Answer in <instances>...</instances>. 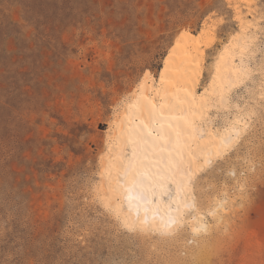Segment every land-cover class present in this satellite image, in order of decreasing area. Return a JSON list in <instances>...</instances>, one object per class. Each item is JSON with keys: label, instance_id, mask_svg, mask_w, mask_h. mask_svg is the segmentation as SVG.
<instances>
[{"label": "rangeland", "instance_id": "374dc122", "mask_svg": "<svg viewBox=\"0 0 264 264\" xmlns=\"http://www.w3.org/2000/svg\"><path fill=\"white\" fill-rule=\"evenodd\" d=\"M185 34L203 51L201 128L243 126L197 158L189 196L208 227L172 236L129 228L101 185L119 117L141 82L159 86ZM224 49L242 71L221 93ZM0 264H264V0H0Z\"/></svg>", "mask_w": 264, "mask_h": 264}, {"label": "bare ground", "instance_id": "6f19581e", "mask_svg": "<svg viewBox=\"0 0 264 264\" xmlns=\"http://www.w3.org/2000/svg\"><path fill=\"white\" fill-rule=\"evenodd\" d=\"M184 38V47L177 50V59L163 70L159 86L154 87L147 80L141 82L135 99L119 117L120 143L114 154L104 159L108 183L101 185L116 215L129 228L172 236L187 225L195 235L208 227L205 214L198 211L193 195L189 196L191 181L200 167L197 158L203 155L209 163L222 154L239 136L243 122L241 115H234L223 131L201 128V119L210 104L192 83L201 76L196 57L203 51L193 36L185 34ZM241 71L234 49H224L212 85L220 92L232 87ZM203 131L206 138L200 141L197 134ZM121 139L131 146L130 157L123 156ZM121 158L125 159L124 165ZM170 183L176 187L174 195H170ZM120 199L126 202L127 210ZM227 203L226 199L215 200L208 215L214 218L218 214L219 222Z\"/></svg>", "mask_w": 264, "mask_h": 264}]
</instances>
